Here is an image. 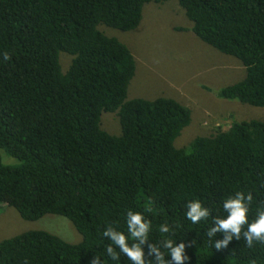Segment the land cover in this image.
<instances>
[{"label": "trees", "instance_id": "1", "mask_svg": "<svg viewBox=\"0 0 264 264\" xmlns=\"http://www.w3.org/2000/svg\"><path fill=\"white\" fill-rule=\"evenodd\" d=\"M166 1L0 0V208L28 221L63 216L79 235L74 243L43 230L2 238L0 264H91L94 257L132 264L122 253L112 260L103 235L111 226L138 243L127 229L129 210L151 222L140 245L150 264L149 244L171 260L162 245L168 239L185 244L182 264H264V243L248 247L243 232L220 249L225 234L207 235L237 191L253 195L249 222L264 209V121H233L175 147L190 121L186 106L165 96L125 99L133 56L101 27L134 30L144 4ZM176 3L199 41L243 68L212 94L264 109V0ZM59 52L70 56L63 72ZM101 112L115 114L118 134L100 128ZM193 200L211 213L199 223L186 217Z\"/></svg>", "mask_w": 264, "mask_h": 264}, {"label": "rangeland", "instance_id": "2", "mask_svg": "<svg viewBox=\"0 0 264 264\" xmlns=\"http://www.w3.org/2000/svg\"><path fill=\"white\" fill-rule=\"evenodd\" d=\"M189 27L176 0L144 4L140 22L134 30L101 27L105 35L124 43L133 56L135 69L126 88V100L165 96L188 108L190 121L173 140L175 147L186 146L195 136L225 130L233 121L250 118L264 121L263 108L220 99L212 94L213 90L240 79L243 68L235 58L199 41ZM57 55L63 72L69 65L70 56L62 52ZM99 117L101 129L112 135L118 134L114 113L101 112ZM2 162L12 163L13 160L2 155ZM27 230H43L69 243L79 240L78 233L63 216L45 214L28 221L21 219L13 207L3 204L0 208V239Z\"/></svg>", "mask_w": 264, "mask_h": 264}, {"label": "clouds", "instance_id": "3", "mask_svg": "<svg viewBox=\"0 0 264 264\" xmlns=\"http://www.w3.org/2000/svg\"><path fill=\"white\" fill-rule=\"evenodd\" d=\"M4 59H9L7 53L4 54ZM252 202V193L248 192L245 194L242 191H237L233 196L228 197L224 201L223 209L227 213V216L225 218L214 217L213 223L215 226L211 227L207 232L208 237L219 232L225 234V239L215 244L217 249L227 245L228 241L233 238L239 240L242 232L248 247H252L254 242L264 243V209H258L256 218L249 222L248 212ZM187 209L186 217L192 223H199L202 219H207L211 215L210 210L202 206L198 200L190 201L187 204ZM126 215L128 232L138 243L129 245L128 237L123 232L109 226L103 233L112 242L106 247V253L115 261L119 260V255L122 253L132 264H150L149 261L144 259V250L140 245L147 242L151 222L146 220L140 212L129 210ZM245 226H247L246 229ZM169 231L168 224L160 226V232L168 233ZM113 245L118 247H113ZM162 245L163 248L170 250L169 255L171 256V260L166 261L164 252L155 244L148 245V255L155 258L156 264H173V262L175 264H182L184 260L188 259V257L183 255L184 243L174 245L173 241L168 239L162 241ZM117 248L119 252L116 251ZM91 264H102V262L98 257H94Z\"/></svg>", "mask_w": 264, "mask_h": 264}]
</instances>
